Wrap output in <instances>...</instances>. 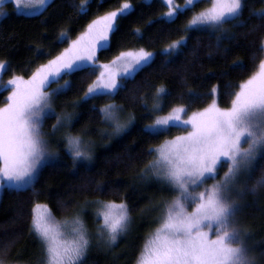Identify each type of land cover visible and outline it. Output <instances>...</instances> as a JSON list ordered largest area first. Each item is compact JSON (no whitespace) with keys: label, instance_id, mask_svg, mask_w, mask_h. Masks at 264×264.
<instances>
[{"label":"snow or ice","instance_id":"snow-or-ice-1","mask_svg":"<svg viewBox=\"0 0 264 264\" xmlns=\"http://www.w3.org/2000/svg\"><path fill=\"white\" fill-rule=\"evenodd\" d=\"M5 2L0 0V16L6 14ZM8 2L14 4V11L22 8L47 11L46 5L51 6L54 0ZM162 3L167 8L162 15L175 22L174 18L190 10L195 0H186L184 5H176L174 0H162ZM88 4L89 0H79V12L86 15ZM246 4L247 0H211L209 7L193 13L183 30L188 32L206 26L215 32L217 42L233 39L224 25L244 26L240 18ZM132 8L130 0H122L115 10L88 22L75 39H71L67 31H61L57 39L63 37L67 47L47 63L35 67L26 79L14 75L3 85L11 91L0 106V189L18 192L34 189L43 167L55 156L49 137L62 129L58 143H62L74 165L93 159L87 130L73 134L69 130L72 115L57 114L52 98L71 87L69 80H64L63 84L60 80L77 71L96 78L87 85L76 104H87L101 97L112 98L119 94L128 78H134L138 71L154 62L156 53L144 47L121 51L110 64L99 62L98 51L110 47V34L118 29L119 21ZM253 12L260 21L254 28L264 27V8ZM133 35L143 38L140 29ZM185 44L186 38L182 36L160 51L171 58L179 54ZM254 55L259 57L256 69L229 93L228 107L220 106L219 86L213 85L208 93L213 98L205 107L189 114L187 106L180 104L172 107L167 116H155L154 113L163 110L161 101L167 94L163 85L155 86L148 112L152 122L145 125L143 131L155 136L173 127L185 130L148 150L153 159L141 170L140 177L154 178L171 198L155 205L159 213L156 227L145 239L135 264H255V258L248 254L245 245L243 231L246 230L242 231L235 216L239 211L238 198L249 190L247 182L252 179L254 161L264 153V37ZM7 68V63L0 61V70ZM53 83L58 87L46 91ZM188 96L192 102L199 98L191 91ZM144 106L147 107L146 101ZM91 108L95 110V103ZM124 111L122 105L114 102L99 108L101 119L110 124L114 134L127 129L135 119L131 113L122 118ZM53 117L55 123L50 132H45L44 121ZM225 165L226 170L221 175L219 168ZM208 180L213 182L206 184ZM258 187H264V174L250 190L254 192ZM95 192L103 194L104 186L97 183ZM92 203L94 216L99 221L94 232L86 227L79 210L58 222L47 204H33L29 232L39 241L41 264H83L93 238L98 246L111 248L128 232L131 210L125 200L97 198ZM0 264H11L6 245L0 247Z\"/></svg>","mask_w":264,"mask_h":264},{"label":"trees","instance_id":"trees-1","mask_svg":"<svg viewBox=\"0 0 264 264\" xmlns=\"http://www.w3.org/2000/svg\"><path fill=\"white\" fill-rule=\"evenodd\" d=\"M209 1L196 2L190 10L174 18L175 22H170L162 15L167 8L161 0H130L133 8L110 35V47L98 51L99 62H109L121 51H136L140 47L155 52L156 56L150 66L125 81L118 95L76 104L96 76L77 71L60 80V84L69 80L71 87L64 94L57 95V110L72 115L71 132L77 134L87 130L86 138L95 141V155L92 164L89 161L76 162L74 165L70 155L59 149L57 159L43 167L34 189L18 192L4 188L1 191L0 247L7 246V258L11 264L24 260L34 263V255H39V241L29 232L34 203L47 204L58 220L73 215L84 204L93 205L92 201L97 198L117 202L125 200L130 214L135 217L157 212L155 205L160 202H156L160 195L153 184H148L146 179L140 177V173L147 162L153 159L149 155V148L184 129L173 127L155 136L143 131L144 125L152 121L148 112L153 103L155 86L163 85L167 89L161 101L163 110L160 113L180 104L186 105L188 112L205 107L213 98L208 95L213 85L219 86L220 106L228 107L231 99L229 93L252 74L259 59L254 53L260 39L264 37V27L254 28L260 21L253 10L264 8V2L247 0L240 18L244 26L234 28L231 24H225L227 34L233 39L217 42L215 32L208 28H193L188 32L183 30L193 13L205 9ZM121 2L89 0L86 15L79 12V0H54L51 6L46 5L47 11L42 9L34 15L13 12L9 4L10 11L0 18V60L8 65L7 70L3 71V79L14 75L28 77L35 67L47 62L66 46L63 37L57 39L61 31H67L72 39L85 29L88 22L107 11L115 10ZM136 29H140L143 38L133 35ZM182 36L186 38V44L179 54L165 57L160 50ZM57 87L55 83L51 85V89ZM7 91L4 88L0 90V106L6 102ZM189 91L198 94L199 98L190 101ZM145 101L147 107L144 106ZM109 102L122 105L124 115L131 113L135 119L121 134L101 137V130H109V127L101 119L99 108ZM93 103L95 110L91 108ZM224 168H219L221 175ZM262 174L264 153L259 154L254 161L252 179L247 182L249 190L237 201V213H242L253 236V241L245 245L248 254L255 258V264H264V187H258L254 192L250 189ZM212 182L208 180L206 184ZM97 183L104 186L103 194L95 192ZM144 231L138 238L136 236V241L126 255L116 262L106 253L103 258L93 256L87 264H131L144 242ZM26 249L30 253L25 254ZM30 257L33 260L28 259Z\"/></svg>","mask_w":264,"mask_h":264},{"label":"rangeland","instance_id":"rangeland-1","mask_svg":"<svg viewBox=\"0 0 264 264\" xmlns=\"http://www.w3.org/2000/svg\"><path fill=\"white\" fill-rule=\"evenodd\" d=\"M162 1V0H161ZM198 1H200V0H195V3L196 2H198ZM174 3L176 4V5H184L185 3H186V0H174ZM9 4H11V6H12V11L13 12H16V13H19V14H24V15H34V14H37V13H39L42 9H36V8H22V9H20L19 11H14L13 9H14V4L13 3H11V2H8V0H6V2H5V4L3 5V7H4V9H5V13L7 14L9 11H10V9L8 8V5ZM210 4H211V0L209 1V5L207 6V7H209L210 6ZM206 7V8H207ZM5 14V15H6ZM4 16V15H3ZM3 16H0V18H2ZM165 19H167V20H170V18H168V17H165V16H163ZM199 28H201V29H206L207 27L206 26H200V27H198V28H196V29H199ZM85 29H83L82 31H84ZM79 34V33H78ZM77 34V35H78ZM111 35V34H110ZM76 37H74V38H72V39H75ZM110 38V37H109ZM68 46V44H66V46L65 47H67ZM64 47V48H65ZM62 51V50H61ZM60 51V52H61ZM51 59V58H50ZM113 60V59H112ZM112 60L111 61H109V62H106V63H111L112 62ZM0 61H2V60H0ZM4 62V61H3ZM45 63H47V62H45ZM3 71L4 70H0V90L1 89H3V85H5L6 83H7V81L10 79V78H8V79H3ZM120 71H123V65H120ZM97 75H98V72H97ZM25 79L27 78V77H24ZM9 91H11V89L10 88H8V93H9ZM46 91H51V88L50 89H46ZM8 93H7V95H8ZM56 100H57V95L56 96H53V98H52V107H53V109L55 110V112L57 113V114H60V113H62L60 110H57V102H56ZM169 112H170V110L169 111H167V112H163V113H155V116H161V117H163V116H167L168 114H169ZM192 111H190V112H188L189 114L191 113ZM127 117V115H124L123 114V116H122V118H126ZM184 118H186L185 116H182V119H184ZM152 122V121H151ZM150 122V123H151ZM53 123H55V118L53 117V118H50V119H46L45 121H44V131L45 132H50V130H51V125L53 124ZM106 123V122H105ZM150 123H147V124H150ZM107 125H108V127H109V130L108 129H104L103 128V130H101V133H100V136L101 137H109V136H111V134L112 135H114V133H113V131H112V127L110 126V124L109 123H106ZM147 124H145V125H147ZM144 125V126H145ZM71 127V126H70ZM128 129V128H127ZM127 129H125V130H127ZM69 130H70V128H69ZM125 130H123V131H121V133L122 132H124ZM185 130V129H184ZM71 131V130H70ZM73 133V132H72ZM120 133V134H121ZM62 134H63V129L60 131V132H57L54 136H51V137H49L50 138V140L52 141V145H51V150L53 151V153L55 154V156H54V158L53 159H51V160H49L48 162H51V161H54V160H56L57 159V157H58V153H60V151H59V149H62V150H65L64 148H63V145H62V143H58V141H59V138L62 136ZM74 134V133H73ZM119 134V135H120ZM179 134H182V132L181 133H179ZM179 134H177V135H179ZM176 136V135H175ZM171 138V137H170ZM88 139H90V138H88ZM91 141H92V153H93V157H94V150H95V141L94 140H92V139H90ZM244 147H246L247 145L245 144V145H243ZM78 162H81V163H85V161H78ZM91 162V164H92V160L90 161ZM226 170V165H225V168H224V170H223V172ZM223 172H222V174H223ZM146 182L148 183V184H153V186H154V188H155V190H157V192H158V194L160 195L159 196V198H157V200H156V202L157 201H162V200H167V199H170L171 198V194L169 193V192H167L166 190H161V186L155 181V179L154 178H151V177H149V178H146ZM3 189H0V193H1V191H2ZM237 201H239V198H238V200ZM42 204V203H41ZM239 204V203H238ZM79 214L81 215V217H82V219L84 220V222H85V225H86V227L89 229V231L90 232H94L95 231V228H96V226L98 225V223H99V221H98V219L94 216V211H95V205L93 204H84L83 206H81L79 209ZM77 210V211H78ZM76 211V212H77ZM75 212V213H76ZM74 213V214H75ZM131 215V214H130ZM159 215V213H158V211L157 212H155V214H151V215H149V214H143V215H141L140 217H135V216H132L131 215V224H130V227H129V230H128V232L125 234V235H123V236H121L120 238H119V240H118V242H117V244L116 245H114L113 247H111V248H107L106 246H104L103 244H101V245H97L96 244V241H95V239L93 238V242H92V247L89 249V251L87 252V254L84 256V258H83V264H87L90 260H91V258L93 257V256H101L102 258L103 257H105V254L106 253H108V255H110L113 259H114V262H116L118 259H120L122 256H124V255H126V253L129 251V249L131 248V245H132V243L134 242V241H136V239L138 238V236L140 235V233H142V231L145 229V231H144V242H145V239L148 237V235L152 232V230L156 227V218H157V216ZM56 219V218H55ZM64 218H62V219H56L58 222H60V221H62ZM235 220L237 221V223L239 224V226H240V228L242 229V231L243 230H246V231H243V235H244V239H245V244L246 245H249L253 240V236L251 235V231H250V229H249V227H247L246 226V220H244V217H242V213H236V216H235ZM147 228V229H146ZM136 236H137V238H136ZM143 242V243H144ZM143 245V244H142ZM141 248H142V246H141ZM141 248H140V250H141ZM36 251H37V249H35ZM139 250V251H140ZM38 253H39V255H34V257H35V259H34V263L32 262V263H30L29 261H26V260H24V261H20V259H18V262L20 261L21 263H23V264H36V263H38V262H40L41 263V258H42V251H41V247H40V244H39V248H38V251H37ZM25 254L26 253H30V251L28 250V249H26L25 250V252H24ZM139 253V252H138ZM138 253H137V255H138ZM137 255H136V257H137ZM33 257V256H32ZM32 257H30V258H28V259H30V260H33V259H31ZM136 257L134 258V260L132 261V263L131 264H135V259H136ZM21 263H13V264H21ZM104 264H106V263H104ZM108 264V263H107Z\"/></svg>","mask_w":264,"mask_h":264}]
</instances>
